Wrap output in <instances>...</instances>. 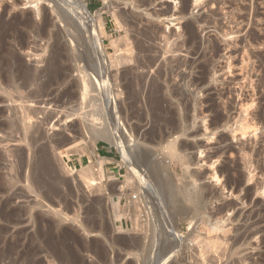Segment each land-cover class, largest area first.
I'll use <instances>...</instances> for the list:
<instances>
[{
  "label": "rangeland",
  "instance_id": "obj_1",
  "mask_svg": "<svg viewBox=\"0 0 264 264\" xmlns=\"http://www.w3.org/2000/svg\"><path fill=\"white\" fill-rule=\"evenodd\" d=\"M60 1L0 0V117L2 118H0V168L4 167L1 168L2 170L0 169V183L5 181L2 183L3 185L0 184V264H157V262H159L158 264H201L202 262V264H235V262L237 264H240V262H242L241 264H262L261 261L264 257V213L259 210L260 208L264 209V195H256V188L252 191L253 186H255L253 183L260 177L259 172H255L257 174L256 180L249 183L250 177L254 174L250 176L249 170L243 166L244 163L240 158L239 150L245 145L249 147V150L264 147V144H261V137H264L263 126L259 127L257 141L255 139L256 135L253 133L254 129L251 128L252 125H255L252 124L254 123V115L262 109L264 111V0H201L197 4L196 0H190L191 6L189 5L187 10H185L187 0H65L61 3ZM80 1L86 5L94 17L100 15L102 18L107 33V36L103 39V46L107 52L106 60L108 63H106V69L108 75L110 72L112 75L116 73L115 68H109L111 67V60L108 56L117 57L122 54L121 52L124 53L123 50L126 48H131L133 49L132 53L134 52L132 54L134 58L135 56L136 58L139 57L137 59L145 62L150 54L151 56L154 54L149 49L161 50L157 55L159 56V62L155 63L149 78L146 79L141 100L135 107V116L132 119L133 126L138 130L132 136V139L136 142V147L144 152L151 153L149 162L144 158L140 163V169L143 171L139 169L141 171L139 173L144 180L139 178L138 173H135L136 175L129 173V168L122 162L121 153L107 140L99 139L93 143L87 137L79 136L81 131L77 132L81 130L80 127L84 124L85 115L92 111L85 104L90 98L85 101L80 92L73 96L66 95V97L65 90L74 88V86L77 87L80 80H82L80 79L82 75L79 70L83 69L81 67L85 66V63L81 62L78 57L79 54H84L83 48H85L86 43L89 48L91 47L90 50L93 51V48L98 50L96 46L92 48V45L87 41L90 29L88 30L83 25L84 21L76 12L78 10L77 4ZM56 3H60L61 7L63 4V10L66 13L68 12L67 14L80 27L86 42L82 41L81 46L84 45L79 49L75 39L69 38L67 33L63 32L66 30V26L60 17L58 8H56ZM46 19L49 20L51 25L48 28L50 30H47V36L50 33L49 37H46L45 40V36L39 32V29H43ZM26 22L28 24L25 25ZM17 23L18 25H16ZM54 33L56 36H52ZM225 35L230 36L224 38ZM113 40L117 41L116 48L112 43ZM215 45L217 48L212 50ZM194 53L198 54L195 55ZM74 55L77 56L78 60L74 58ZM93 57L95 58V56ZM206 60L210 61L211 68L204 78V83L202 81L198 82L203 76L200 66ZM160 68L165 73L160 84L164 88L169 86L179 91L178 100L180 101L170 102L174 107L179 106V109H182L180 111L177 109V115L182 117L176 116L175 122L171 117L173 116L171 109L167 114L169 105L165 104L168 102L162 104L160 111L154 110L151 105V107L149 106L151 79ZM244 69L246 71H243ZM27 70H31L35 75L32 82L31 80L29 82L27 76H24L27 75ZM65 74L67 75L66 78ZM55 75L58 78L54 77ZM61 80L62 82H60ZM47 82L49 87H47ZM241 86H244V89ZM138 88L136 86V89ZM32 92H35V96ZM30 93L32 94L30 95ZM26 94L29 97H25ZM163 94H166V92ZM20 95L28 100L29 106H33V112L40 111L41 113H37L38 116H33L34 119L32 118L31 123H33V126L34 124L36 127L39 126L46 133V140L37 143L38 146L34 145L35 148L32 145V147L26 146L28 144L21 141L20 135L16 134L12 127L6 126L11 120L12 123L18 122V119L15 120V118H19L20 114L18 115V113L21 112L23 107L27 106ZM94 96H97V92L92 93V97ZM166 97H168L167 94ZM82 103L86 107L82 106ZM188 103H190L191 109L187 110L185 106ZM87 110L90 111L87 112ZM47 113H49L48 117H51L50 124L43 121L47 119ZM104 113H107V111L103 112L101 117H105L106 121L103 118L102 121L107 126L97 123L100 127L111 128L112 117L109 116V112L108 115ZM185 116L189 120L185 119ZM52 117L54 118L52 119ZM163 118L165 122L162 120ZM66 119L68 121L65 123L64 120ZM59 120L63 121V124ZM178 120L182 121L181 125L177 124L179 127L177 126L174 129L175 124L179 122ZM255 123L258 122L255 121ZM54 124L57 127H54ZM182 124L184 127H181ZM158 125L163 127L159 126V128ZM154 126L159 129H153ZM176 129L177 132L178 129L182 132L188 131L185 132V136L172 138L177 146L175 148L179 152L176 151L182 153L185 159H182L183 156L181 155V159L179 156L176 159L173 158L171 162L166 147L169 144L168 138L176 133ZM76 133H78V136ZM151 133L160 134H157L158 139H156V142H148L149 145L145 139L146 137L149 138L147 135ZM66 137H70L69 142L75 138L74 140L78 144L75 150L78 152L66 154L67 146L60 142L64 141ZM50 138L52 139L50 140ZM12 139L14 141H11ZM159 139H163L164 142ZM18 141H21L22 144ZM256 142H258L259 148L257 144L255 145ZM44 144L45 146H43ZM27 147L28 149H26ZM224 148L228 150L224 152ZM19 149H24L25 154H30V156L26 155L27 167L22 168L23 170L20 168L21 163L18 161L17 153L20 151ZM31 149L35 152L32 153ZM41 149L42 151H40ZM93 151L102 158L110 159V161L112 159L111 162L105 161L104 169L100 172L104 188L90 189L82 181V174H80L82 167L90 165L91 162H96ZM9 153H13L11 154L12 157ZM35 157L39 161L37 171L34 172L32 169L36 170L35 162L31 160L36 161ZM48 157L49 159H46ZM43 160L47 163H44ZM27 161H30V163ZM261 161V165L264 166L263 157ZM153 164H156V167ZM41 167L44 168L41 169ZM50 168H52V171ZM153 168L159 169H157L158 172L160 171L158 176L152 173ZM11 169L16 170L15 172L12 170V173L10 172ZM28 169L32 170V172L30 171L31 174ZM44 169L48 172L43 171ZM25 170L26 172H24ZM238 170H241L239 171L240 175H245L243 177L245 182L243 181V185L239 187L240 189L236 184H234L236 186L231 185V183H235V179H239ZM18 173H21L20 175L24 174L25 178H22V182L19 181L20 184L16 183L17 186H15V181L13 182L14 185L9 183V185L16 187L14 190L13 186L8 187L9 185L6 183L9 182V176L16 177V175H19ZM33 173L36 174V177L39 175L41 178L37 179ZM149 173L153 174L152 179L149 177ZM29 174L31 179L34 175L33 181L30 180ZM42 175L46 176L43 178ZM27 176L29 179H27ZM42 179H44L43 182L40 181ZM163 182L165 187L172 184L176 190H187L196 199L198 198L199 205L198 208H193V213L183 210L184 207L190 208L187 203L181 205L183 217L177 225V233L180 237L182 236L180 245L168 233V230L172 227L170 226L172 224L171 220L168 219H170V213L173 214V208L172 204H169L170 200L168 201L166 200L167 197H163L165 190H167L163 187ZM153 183L155 184L151 185ZM32 184L33 187L29 186V188L28 185ZM124 185L125 189L122 192V186ZM2 188L3 190H1ZM246 195L249 199L245 198ZM165 196H167V193ZM132 198L136 201V204L138 203L137 205L132 203ZM163 198L165 199L163 200ZM229 205L234 207V210H231ZM191 221H193L192 224H190ZM237 234L240 238L244 234L247 236L245 240L243 239L236 245L235 243L239 239ZM218 243L221 246L220 248L217 247L219 246ZM173 245L174 248H171ZM216 249H219V251ZM158 256L160 257L158 258ZM166 257L168 258L166 259Z\"/></svg>",
  "mask_w": 264,
  "mask_h": 264
},
{
  "label": "bare ground",
  "instance_id": "obj_2",
  "mask_svg": "<svg viewBox=\"0 0 264 264\" xmlns=\"http://www.w3.org/2000/svg\"><path fill=\"white\" fill-rule=\"evenodd\" d=\"M49 1V0H48ZM52 1V0H51ZM60 1V0H59ZM62 2L64 1L65 2V0H61ZM61 1H60V3H61ZM133 1V0H132ZM150 1V0H149ZM190 0H187V2H186V5H185V10H187L188 9V7H189V5L191 4L190 2H189ZM201 0H196V4L198 3V2H200ZM16 2V1H15ZM37 2H39V1H37ZM53 2H54V0H53ZM140 2V1H139ZM50 3V2H49ZM59 3V4H60ZM133 3H135V2H133ZM141 3V2H140ZM145 3H146V5H148L147 4V1H145ZM152 3V2H151ZM29 4V3H28ZM51 4V3H50ZM59 4H57L56 3V5H57V7L56 8H58V10H59V14H60V17H61V19H62V21L65 23V26H66V30L65 31H63V32H66L67 33V35L69 36V38H71V39H75V41L78 43L77 45H78V49H79V47H82L81 46V42L82 41H85L86 42V40L84 39L85 37L83 36V34L81 33V29H80V27L78 26V24L69 16V14H67L66 13V11H64L63 9V4H62V7L59 5ZM14 5V4H13ZM136 5V4H135ZM143 5V4H142ZM17 6V5H16ZM54 6H55V4H54ZM67 6V5H66ZM138 6V5H137ZM191 6V5H190ZM64 7H65V5H64ZM76 7V6H75ZM141 7V6H140ZM145 7V6H144ZM55 8V7H54ZM55 8V9H56ZM66 8V7H65ZM139 8V7H138ZM77 9L78 10H76V12H77V14L80 16V18L84 21V23H83V25H85L87 28H88V30H89V36H88V42L92 45V48L93 47H97V49L98 50H96V49H94L93 48V51L92 50H90V48H89V45L86 43V46H85V48H83L84 49V51L85 52H83L84 54H79L80 56L78 57L79 58V60L81 61V62H84L83 64L86 66H83V67H81V68H83V69H80L79 70V72H80V74L82 75V78H80V79H82V80H80V83L78 84V86L76 87V86H74V88H69V89H67V90H65L66 92H65V96L66 95H75V94H77V93H81L82 94V96H83V99L85 100V101H87L89 98V100L85 103L86 104V106L87 107H90L91 109H92V111L91 112H88V111H90V110H87V112H88V114H86L85 115V117H84V124H83V126H81L80 127V129L81 130H79V131H77V132H80V134H79V136H81V137H83V138H88L90 141H92L93 143H95L97 140H99V139H104V140H107L113 147H115L120 153H121V155H122V162L129 168L128 170H130L129 171V173L131 172V174H135V173H138L137 175H139V178H141L140 177V173L139 172H141V171H143V170H141L140 169V163H142V160L145 158L146 159V161L147 162H149L150 161V159H151V153H147V152H144L142 149H140V148H138V147H136V142H135V140H133L132 139V136H134V132L137 130L136 129V127H134L133 126V124H132V119L134 118V116H135V107L137 106V103H139V101L141 100V97H142V93H143V86H144V84H145V82H146V79H148L149 78V75H150V73H151V69L153 68V66L155 65V63L159 60V56H157V55H159V51H161V50H154L153 48L152 49H149L150 50V52H152V53H154L153 54V56H151V54H150V57H148L147 59H145V62L142 60H140V59H137V58H139V57H137L136 58V56H135V58H134V56L132 55L133 53H132V51H133V49H131V48H126L125 50H123L124 51V53L123 52H121L122 54H120L119 56H117V57H110V56H108V58H110V60H111V62H110V66L111 67H109L110 69H116L115 71H116V73L115 72H113V73H115V74H113L112 75V73L110 72V74H111V77H110V74L108 75V73H107V69H106V63H108V61L106 60L107 59V52L105 51V49H104V46H103V39H104V37L105 36H107V33H106V31H105V28H104V24H103V21H102V18L100 17V15H98L97 17H94L91 13H90V11L88 10V8L86 7V5L84 4V3H82L81 1L80 2H78V4H77ZM6 11V10H5ZM57 11V10H56ZM210 11V10H209ZM58 12V11H57ZM128 13V12H127ZM161 13V12H160ZM210 13V12H209ZM155 15V14H154ZM134 16V15H133ZM158 16H159V14H158ZM22 17V16H21ZM136 17V16H135ZM24 18V17H23ZM47 18V17H46ZM48 19V18H47ZM46 19V21L44 22L45 23V26L43 27V29L41 28V29H39V32L43 35V36H45V40H46V37H49V34H48V36H47V30H50V29H48L49 27H50V22H49V20H47ZM137 19V18H136ZM29 20V19H28ZM25 21V20H24ZM30 21V20H29ZM50 21H51V19H50ZM61 21V22H62ZM135 21V20H134ZM204 21V20H203ZM28 22V21H27ZM25 23V25L26 24H28V23ZM137 22V21H136ZM142 22V21H141ZM2 23V22H1ZM3 23H4V21H3ZM8 23V22H7ZM127 23H129V22H127ZM134 23V22H133ZM206 23V22H205ZM130 24V23H129ZM194 24V23H193ZM200 24V23H199ZM16 25H18V23L16 24ZM30 25V24H29ZM28 25V26H29ZM188 25V24H187ZM209 25V24H208ZM27 26V27H28ZM39 26V25H38ZM195 26V25H194ZM202 26H203V24H202ZM207 26V25H206ZM30 27V26H29ZM52 27V26H51ZM188 27V26H187ZM20 28V27H19ZM23 28V27H22ZM21 28V29H22ZM32 29V28H31ZM30 29V30H31ZM147 29V28H146ZM189 29V28H188ZM52 30V29H51ZM148 30V29H147ZM3 31V30H2ZM29 31V30H28ZM36 31H38V30H36ZM35 31V32H36ZM56 31V30H55ZM61 31V30H60ZM195 31V30H194ZM25 32V31H24ZM32 32V31H31ZM52 33V32H51ZM232 33V32H231ZM39 34V33H38ZM59 34V33H58ZM57 34V35H58ZM156 34V33H155ZM8 35V34H7ZM40 35V34H39ZM141 35V34H140ZM231 35V34H230ZM230 35H228V36H230ZM29 36V35H28ZM41 36V35H40ZM51 36V35H50ZM52 36H56L55 35V33H54V35H52ZM59 36V35H58ZM57 36V37H58ZM63 36V35H62ZM153 36V35H152ZM155 36V35H154ZM228 36H224V38L226 37H228ZM30 37V36H29ZM87 38V37H86ZM156 38V37H155ZM164 38V37H163ZM169 38V37H168ZM254 38V37H253ZM4 39V38H3ZM39 39V38H38ZM58 39V38H57ZM159 39V38H158ZM167 39V38H166ZM12 40V39H11ZM14 40H15V38H14ZM50 40V39H49ZM60 40V39H59ZM142 40V39H141ZM165 40V39H164ZM19 41V40H18ZM23 41V40H22ZM44 41V40H43ZM55 41V40H54ZM259 41V40H258ZM12 42V41H11ZM15 42V41H14ZM20 42V41H19ZM42 42V41H41ZM139 42V41H138ZM213 42V41H212ZM215 42V41H214ZM74 43V42H73ZM113 45H114V48H116L115 46H116V43H117V41L116 40H113ZM170 43V42H169ZM191 43V42H190ZM192 43H194V41H192ZM199 43V42H198ZM7 44V43H6ZM27 44V43H26ZM141 44V43H140ZM168 44V43H167ZM171 44V43H170ZM169 44V45H170ZM212 44V43H211ZM60 45V44H59ZM58 45V46H59ZM63 45V44H62ZM76 45V44H75ZM149 45V44H148ZM162 45V44H161ZM8 46H10V45H8ZM30 46V45H29ZM55 46V45H54ZM74 46V45H73ZM141 46H142V44H141ZM160 46V45H159ZM164 46V45H163ZM172 46V45H171ZM170 46V47H171ZM173 46H175V45H173ZM188 46H190V45H188ZM23 47V46H22ZM191 47V46H190ZM53 48V47H52ZM56 48V47H55ZM54 48V49H55ZM140 48V47H139ZM138 48V49H139ZM143 48H144V46H143ZM161 48V47H160ZM172 48V47H171ZM209 48V47H208ZM215 48H217V46L215 45V46H213V49L212 50H214ZM21 49V48H20ZM137 49V48H136ZM141 49V48H140ZM164 49V48H163ZM189 49V48H188ZM28 50V49H27ZM32 50V49H31ZM116 50V49H115ZM174 50V49H173ZM207 50V49H206ZM206 50H205V52H206ZM76 51V50H75ZM80 51V50H79ZM82 51V50H81ZM80 51V52H81ZM94 53H92V52ZM143 51V50H142ZM176 51V50H175ZM196 51H198V50H196ZM12 52V51H11ZM141 52V51H140ZM145 52V51H144ZM149 52V51H148ZM171 52V51H170ZM174 52V51H173ZM195 52V51H194ZM16 53H18V52H16ZM54 53V52H53ZM138 53V52H137ZM162 53V52H161ZM76 54V53H75ZM142 54V53H141ZM165 54H167V53H165ZM164 54V55H165ZM195 55L196 54H198V53H194ZM210 54V53H209ZM61 55H62V53H61ZM69 55V54H68ZM77 55V54H76ZM146 55V54H145ZM148 55V54H147ZM161 55V54H160ZM173 55V54H172ZM171 55V56H172ZM60 56V55H59ZM93 56H95V58L93 57ZM142 56V55H141ZM163 56V55H162ZM52 57V56H51ZM62 57V56H61ZM143 57V56H142ZM198 57V56H197ZM209 57V56H208ZM64 58V57H63ZM67 58H68V56H67ZM74 58H76V60H78V58H77V56H75L74 55ZM166 58V57H165ZM204 58H205V56H204ZM244 58V57H243ZM51 59V58H50ZM59 59V58H58ZM65 59V58H64ZM63 59V60H64ZM142 59V58H141ZM161 59V58H160ZM208 59V58H207ZM231 59V58H230ZM6 60H7V58H6ZM14 60V59H13ZM12 60V61H13ZM68 60V59H67ZM164 60H166V59H164ZM200 60H201V58H200ZM244 60H246V59H244ZM248 61V60H247ZM54 62V61H53ZM56 63H58L57 61H55ZM159 62V61H158ZM157 62V63H158ZM263 62V61H262ZM12 63V62H11ZM47 63V62H46ZM65 63V62H64ZM165 63V62H164ZM249 63V62H248ZM60 64V63H59ZM58 64V65H59ZM229 64V63H228ZM68 65V64H67ZM79 65V64H78ZM81 65V64H80ZM179 65H180V63H179ZM196 65V64H195ZM14 66V65H13ZM157 66V65H156ZM184 66V65H183ZM182 66V67H183ZM211 66V63H210V61L209 60H206V62L202 65V66H200V68L202 69V75L203 76H201L202 78H200L199 80H198V82H203V81H205L204 80V78L207 76V74L209 73V70H210V67ZM229 66H230V64H229ZM245 66V65H244ZM243 66V67H244ZM69 67V66H68ZM162 67H164V66H162ZM166 67V66H165ZM164 67V68H165ZM185 67V66H184ZM232 67V66H231ZM247 67V66H246ZM49 68V67H48ZM56 68H58V66H56ZM62 68V67H61ZM230 68V67H229ZM13 69V68H12ZM29 69H30V67H29ZM37 69V68H36ZM64 69H65V67H64ZM155 69V68H154ZM1 70V69H0ZM39 70V69H38ZM142 70V71H141ZM45 71H46V69H45ZM48 71V70H47ZM76 71H77V69H76ZM141 71V72H140ZM154 71V70H153ZM173 71V70H172ZM243 71H246L245 69L243 70ZM11 72H12V70H11ZM24 72H26V71H24ZM247 72H248V70H247ZM38 73V72H37ZM58 73H59V71H58ZM66 73V72H65ZM216 73V72H215ZM26 74V73H25ZM34 73L31 71V70H27V75H24V76H27V79H29V82H30V80H31V82H32V78H35V75H33ZM36 74V73H35ZM41 73L39 72V75H40ZM49 74V73H48ZM55 74V73H54ZM155 74V76H153V78L151 79V85H150V103H149V106L151 105L153 108H154V110H158V111H160V109L162 108V106L164 105V102L166 103V102H168V103H172V101H173V103L175 102L176 103V101L175 100H178V96H179V91H178V89H176V88H174V87H167V88H164V86H162L160 83H161V80L164 78V70L162 69V68H160L158 71H156V73H154ZM249 74V73H248ZM7 75H9V74H7ZM11 75V74H10ZM47 75V74H46ZM63 75V74H62ZM66 75V74H65ZM80 75V76H81ZM79 76V77H80ZM20 77V76H19ZM37 77H39L38 75H37ZM54 77H56V75L54 76ZM53 77V78H54ZM63 77V76H62ZM67 77V75L65 76V78ZM24 78V77H23ZM26 78V77H25ZM40 78V77H39ZM56 78H58V77H56ZM110 78V79H109ZM112 78V79H111ZM172 78V77H171ZM184 78V77H183ZM36 79H38V78H36ZM60 79V78H59ZM58 79V80H59ZM62 79V78H61ZM247 79H248V77H247ZM54 80H55V78H54ZM53 80V81H54ZM63 80H64V77H63ZM167 80V79H166ZM15 81V80H14ZM21 81V80H20ZM26 81V80H25ZM51 81H52V79H51ZM56 81V80H55ZM111 81H112V83H111ZM251 81V80H250ZM260 81V80H259ZM11 82H13V81H11ZM28 82V81H27ZM26 82V83H27ZM58 82V81H57ZM60 82H62V80L60 81ZM2 83V82H1ZM18 83V82H17ZM20 83V82H19ZM34 83V82H33ZM39 83V82H38ZM48 83V82H47ZM51 83V82H50ZM166 83V82H165ZM195 83V82H194ZM204 83V82H203ZM203 83H202V85H203ZM254 83V82H253ZM9 84V83H8ZM13 84H14V82H13ZM58 84H59V82H58ZM68 84V83H67ZM171 84V83H170ZM196 84H197V82H196ZM19 85H22V84H19ZM24 85V84H23ZM46 85V84H45ZM48 86L47 87H49V83L47 84ZM149 85V84H148ZM167 85V84H166ZM240 85V84H239ZM242 85V84H241ZM8 86V85H7ZM28 86V85H27ZM32 86V85H31ZM58 86V85H57ZM62 86V85H61ZM136 86H137V88L138 89H136ZM192 86V85H191ZM250 86H251V83H250ZM2 87V86H1ZM6 87V86H5ZM17 87V86H16ZM21 87V86H20ZM40 87H41V84H40ZM56 87V86H55ZM68 87V86H67ZM195 87V86H194ZM199 87V86H198ZM201 87V86H200ZM242 88L244 87V86H241ZM19 88V87H18ZM22 88V87H21ZM24 88V87H23ZM26 88V87H25ZM61 88V87H60ZM59 88V89H60ZM63 88V87H62ZM241 88V89H242ZM64 89H65V87H64ZM76 90V91H74V90ZM166 89V90H165ZM244 89V88H243ZM253 90H254V88H252ZM1 90H2V88H1ZM9 90V89H8ZM15 90V89H14ZM47 90V89H46ZM57 90V89H56ZM3 91V90H2ZM6 91V90H5ZM41 91H43V90H41ZM53 91V90H52ZM240 91V90H239ZM20 92V91H19ZM24 92V91H23ZM29 92H31L30 90H29ZM59 92V91H58ZM63 92V91H62ZM93 92H97V96H94V97H92V93ZM164 92H166V94L168 95V97H166V94H163ZM253 92V91H252ZM254 92H255V90H254ZM26 93V92H25ZM33 93V95L35 96V92H32ZM32 93H30V95L32 94ZM51 93V92H50ZM54 93V92H53ZM56 93V92H55ZM1 94H2V92H1ZM28 94V93H27ZM26 94V95H27ZM58 94V93H57ZM251 94V93H250ZM263 94V93H262ZM43 95V94H42ZM95 95V94H94ZM241 95V94H240ZM239 95V96H240ZM254 95V94H253ZM257 95V94H256ZM14 96H15V94H14ZM22 96H23V94H22ZM71 96V97H72ZM123 96H125L124 97V99H123ZM148 96V95H147ZM255 96V95H254ZM264 96V95H263ZM262 96V97H263ZM20 97H21V95H20ZM24 97V96H23ZM25 97H29V95H27V96H25ZM55 97V96H54ZM67 97V96H66ZM246 97V96H245ZM10 98V97H9ZM63 98V97H62ZM82 98V97H81ZM146 98H148V97H146ZM238 98V97H237ZM242 98H244V97H242ZM253 98V97H252ZM18 99H20V98H18ZM21 99L23 100L24 98H22L21 97ZM20 99V100H21ZM31 99V101H32V99H33V96H32V98H30ZM46 99V98H45ZM44 99V100H45ZM55 99V98H54ZM75 99H76V97H75ZM74 99V100H75ZM182 99V98H181ZM239 99V98H238ZM245 99V98H244ZM9 100V99H8ZM26 99H24L23 101L24 102H26V105L27 106H25V107H23L22 108V110H21V112L20 113H18V115L20 114V116H19V118H15V120L16 119H18V122L16 121V122H9V123H11V125H9V123L6 125L7 127L8 126H10V127H12L14 130H15V132H16V134H18V135H20V139H21V141H23L24 143H27L28 145H26V146H29V147H32L33 146V148H35V146L34 145H37L38 146V144H39V142L40 141H42V140H44L45 139V134L46 133H44V131H42L40 128H39V126L38 127H36L35 126V124H34V126L32 125L33 123H31V120H32V118L34 119V117H35V115H37V113H39V114H41L40 113V111L39 112H33L32 111V105L31 106H29L30 104H28L27 103V101L28 100H26ZM47 100V99H46ZM51 100V99H50ZM73 100V99H72ZM73 100V101H74ZM148 100V99H147ZM247 100V99H246ZM254 100H255V98H254ZM12 101V100H11ZM30 101V100H29ZM68 101V100H67ZM178 101H180V100H178ZM48 102H50V101H48ZM56 102V101H55ZM54 102V103H55ZM70 102V101H69ZM12 103V102H11ZM20 103V102H19ZM165 104V105H169V111H167L166 113L167 114H169V112H170V109H171V113H172V115L173 116H171V117H173V121H174V119L176 118V116L178 117L179 115H177V109H178V111H180V109H179V106L178 107H174L171 103L170 104ZM243 103V102H242ZM262 103V102H261ZM13 104H14V102H13ZM40 104V103H39ZM47 104V103H46ZM66 104V103H65ZM73 104V103H72ZM163 104V105H162ZM33 105H35L34 103H33ZM84 105V103H82V106ZM49 106L51 107V105H50V103H49ZM85 106V105H84ZM85 106V107H86ZM150 106V107H151ZM174 108H173V107ZM50 107H48V108H50ZM186 108H187V110L188 109H191V105H190V103H188L187 104V106H185ZM194 107V106H193ZM261 107V106H260ZM44 108V107H43ZM42 108V109H43ZM62 108V107H61ZM64 108V107H63ZM185 108V109H186ZM18 109V108H17ZM37 109V108H36ZM168 109V108H167ZM166 109V110H167ZM259 109V108H258ZM261 109H262V107H261ZM48 110V109H47ZM51 110V109H50ZM49 110V111H50ZM82 110V109H81ZM182 110V109H181ZM14 111V110H13ZM19 111H20V109H19ZM56 111V110H55ZM86 111V110H85ZM105 111H107V113L109 112V116H111L112 117V127L111 128H108V127H100L99 125H101V123H102V125L104 124L103 123V121H102V118L103 117H101V116H103V112H105ZM18 112V111H17ZM16 112V113H17ZM42 112V111H41ZM48 112V111H47ZM152 112H153V110H152ZM15 113V114H16ZM44 113V112H43ZM42 113V114H43ZM50 113V112H49ZM49 113H47L46 115H47V119L46 120H43V121H47L49 124H50V122L49 121H51L50 120V118L51 117H48L49 116ZM55 113H57V112H55ZM107 113H104V114H106V115H108ZM153 113H155V112H153ZM161 113V112H160ZM180 113H182V112H180ZM194 113V112H193ZM38 114V115H39ZM52 114H54V113H52ZM73 114V113H72ZM183 114V113H182ZM254 114V113H253ZM8 115V114H7ZM11 115V114H10ZM13 115V114H12ZM37 115V116H38ZM46 115H44L45 117H46ZM51 115V114H50ZM63 115V114H62ZM161 115H162V113H161ZM160 115V116H161ZM0 116H1V113H0ZM34 116V117H33ZM52 116H54V115H52ZM66 116V115H65ZM155 116V115H154ZM164 116V115H163ZM194 116V115H193ZM255 117L253 118L254 119V123H252V124H255L254 126L252 125V124H250V125H252V127L251 128H253L254 130H253V133H255L254 135H256V137H255V139H256V141H257V132L259 131V127H261V125L263 126V128H264V111H263V109L262 110H260V111H258L255 115H254ZM5 117H7V116H5ZM5 117H3V118H5ZM8 117H9V115H8ZM14 117V116H13ZM59 117V116H58ZM66 117H68V116H66ZM159 117V116H158ZM179 117H182L181 115L179 116ZM1 118V117H0ZM54 117H52V119H53ZM170 118V117H169ZM184 118V117H183ZM2 119V118H1ZM10 119V118H9ZM38 119V118H37ZM104 120H105V117L103 118ZM111 119V118H110ZM158 119V118H157ZM177 119H179V118H177ZM185 119H187L186 118V116H185ZM184 119V120H185ZM190 119H192V118H190ZM14 120V121H15ZM39 120H40V118H39ZM63 120V119H62ZM83 120V119H82ZM163 121H164V118L162 119ZM162 120H161V123H162ZM166 120V119H165ZM187 120H189V119H187ZM217 120H219V119H217ZM221 120V119H220ZM6 121V120H5ZM54 121V120H53ZM60 121V120H59ZM66 121H68L67 119L66 120H64V122L66 123ZM102 121V122H101ZM106 121V120H105ZM110 121V120H109ZM168 121H169V119H168ZM167 121V122H168ZM179 121V120H178ZM186 121V120H185ZM185 121H183V123H185ZM194 121H196V120H194ZM255 121L256 122H258V123H255ZM38 122V121H37ZM60 122H62L61 124H63V121H60ZM97 122H99V125H98V123ZM165 122V121H164ZM175 122V121H174ZM177 122V121H176ZM182 122V121H181ZM181 122L179 121L178 123H176L175 125V127H174V129L178 126V125H181ZM220 122V121H219ZM44 123V122H43ZM47 123V124H48ZM107 123V122H106ZM158 123H160V122H158ZM217 123V122H216ZM41 124V123H40ZM46 124V125H47ZM178 124V125H177ZM219 124V123H218ZM42 125V124H41ZM105 126H107V124H104ZM109 125V124H108ZM153 125V124H152ZM155 125V124H154ZM164 125H165V123H164ZM170 125H171V123H170ZM183 125V124H182ZM186 126H187V123L185 124ZM1 126V125H0ZM4 126V125H3ZM2 126V127H3ZM45 126V125H44ZM54 127H57L55 124L53 125ZM52 126V127H53ZM155 126H157V125H155ZM155 126L153 127V129L155 128ZM160 125H158V127H159ZM167 126H168V124H167ZM172 126V125H171ZM191 126V125H190ZM226 126H227V124H226ZM225 126V127H226ZM46 127V126H45ZM48 127V126H47ZM53 127V128H54ZM59 127V126H58ZM60 127H61V125H60ZM158 127H156V128H158ZM160 127H163V126H160ZM159 127V128H160ZM179 127V126H178ZM181 127H184V125L183 126H181ZM180 127V128H181ZM155 128V129H156ZM158 128V129H159ZM1 129V128H0ZM52 129V128H51ZM158 129H156V130H158ZM163 129V128H162ZM184 129H187V128H184ZM191 129V128H190ZM10 130V129H9ZM46 130V129H45ZM64 130H65V128H64ZM67 130V129H66ZM155 130V131H156ZM179 131L177 132V129H176V133L174 134L173 133V136H171V138H168V136H166L169 140H168V145H167V147H166V149L169 151V153H167L168 155H170L169 157H171V160H169V161H171L172 162V159L174 158V159H176V157L178 158L179 156V158L181 159V155H182V153H178L179 152V150L178 149H176L175 148V146H176V144H175V142L173 141L174 139H172V138H177V137H179V136H185L184 134H186L185 132H188L187 130L184 132H182V130H180V129H178ZM1 131V130H0ZM11 131V130H10ZM69 131V130H68ZM76 131V130H75ZM138 131V130H137ZM160 131V130H159ZM173 131V130H172ZM70 132V131H69ZM11 133H12V131H11ZM14 133V132H13ZM73 133H74V131H73ZM3 134V133H2ZM15 134V133H14ZM15 134V135H16ZM67 134V133H66ZM77 134V136H78V133H76ZM157 134H160V133H157ZM157 134L155 135V133L154 134H149V135H147V136H149V138H147L146 137V139H145V141L147 142V144H149L148 142H150V143H153V142H156V139H158V136H157ZM170 134V133H169ZM181 134H183V135H181ZM58 135V134H57ZM65 135V134H64ZM69 135V134H68ZM163 135V134H162ZM165 135V134H164ZM264 135V134H263ZM262 135V136H263ZM3 136H7V135H3ZM12 136V135H11ZM62 136V135H61ZM66 136V135H65ZM72 135H71V133H70V137H71ZM74 136H76V135H74ZM170 136V135H169ZM13 137V136H12ZM16 137H18L17 135H16ZM69 137V138H70ZM5 138V137H4ZM46 138H48V137H46ZM55 138H56V136H55ZM58 138V137H57ZM69 138L68 137H66L65 139H64V141H60V142H62V144H66L65 146H67V148H66V150H65V152H66V154L67 155H69V154H71V153H74V152H76L77 150H75L77 147H78V144H77V142H76V140H74L73 139V141H70L69 142ZM160 138V137H159ZM263 138V139H262ZM1 139V138H0ZM9 139H11V138H9ZM49 139V138H48ZM52 138H50V140H51ZM54 139V138H53ZM61 139V138H60ZM76 139H78V138H76ZM80 139V138H79ZM165 139V138H164ZM16 141H17V139H15ZM19 140V139H18ZM46 140V139H45ZM161 142H164V140L162 139H159ZM261 140H262V142H261ZM261 140L259 141V143L261 142V144L263 145L264 144V137H261ZM9 141V140H8ZM11 141H14V139H12ZM21 141H18V142H20L21 144H22V142ZM52 141H54V140H52ZM86 141V140H85ZM48 142H50V143H52L51 141H48ZM54 142H56V141H54ZM76 142V143H75ZM83 142V141H82ZM160 142V143H161ZM1 143V142H0ZM10 143V142H9ZM17 143V142H16ZM15 143V144H16ZM38 143V144H37ZM158 143V142H157ZM258 142H256L255 143V145L257 144ZM6 144V143H5ZM59 144V143H58ZM32 145V146H31ZM42 145V144H41ZM47 145L49 146V144L47 143ZM53 145V144H52ZM51 145V146H52ZM57 145V144H56ZM61 145V144H60ZM150 145V144H149ZM152 145V144H151ZM155 145V144H154ZM158 145V144H157ZM260 145V144H259ZM8 146V145H7ZM43 146H45V144L43 145ZM50 146V147H51ZM62 146V145H61ZM156 146V145H155ZM162 146V145H161ZM227 146V145H226ZM242 146V145H241ZM246 146V145H245ZM241 147V149L239 150L240 152V158H241V160H243L242 162L244 163L243 164V166H245V168H247L248 170H249V172H250V176L252 175V174H254L253 176H251L250 177V179L251 180H249L248 178H246V179H248L249 180V183L251 182V181H254V180H256L255 178H256V175L257 174H255V172H259V176H257V177H259L257 180H256V182L255 183H253V182H251V183H253V185L255 184V186H253V189H252V191L253 190H255L254 188H256V195L257 194H260V196L262 195H264V166L263 165H261V158L263 157L264 158V147L262 146V147H258V144H257V147L259 148V149H252V150H249L248 148L249 147ZM11 147V146H10ZM80 147V146H79ZM177 147V146H176ZM8 148V147H7ZM21 148H22V146H21ZM20 148V149H21ZM41 148H43V147H41ZM46 148H47V146H46ZM187 148V147H186ZM227 148H229V147H227ZM225 149L224 148V152H226V150H228V149ZM11 149V148H10ZM9 149V150H10ZM19 149V150H20ZM26 149H28V147L26 148ZM38 149V148H37ZM40 149V148H39ZM49 149V148H48ZM24 150V149H23ZM23 150H20V151H18V153H17V155H18V161L21 163V169L22 168H24L25 166L27 167V164H26V155L28 154L27 152L29 151H27L26 153L27 154H25V152L23 151ZM32 150V149H31ZM36 150V149H35ZM43 150H44V148H43ZM47 150V149H46ZM53 150V149H52ZM176 150H178V152L176 151ZM183 150V149H182ZM181 150V151H182ZM231 150V149H230ZM36 151H38V150H36ZM40 151H42V149L40 150ZM40 151H39V153H40ZM81 151V150H80ZM184 151V150H183ZM232 151V150H231ZM14 152V151H13ZM35 152V151H34ZM33 152V150H32V153H34ZM54 152V151H53ZM53 152H51V153H53ZM78 152V151H77ZM220 152V151H219ZM16 153V152H15ZM29 153H31V152H29ZM44 153V152H43ZM222 153V152H221ZM10 154V153H9ZM11 154H13V153H11ZM10 154V155H11ZM36 154V153H35ZM34 154V155H35ZM45 154V153H44ZM66 154H65V156H66ZM93 156H94V158L96 159V162H94V163H90V165H88V166H83L82 167V169H81V173L80 174H82V181H84V183H85V185L87 186V188H90V189H92V188H97V189H99V188H104V184L102 183V180H101V178H100V172L104 169L103 168V165H104V163H105V161L107 160V161H110V159H106V158H102V157H100L99 155H97L94 151H93ZM166 154V155H167ZM233 154V153H232ZM4 155V154H3ZM29 156H30V154H28ZM27 155V156H28ZM55 155V154H54ZM60 155V154H59ZM64 155V154H63ZM223 155V154H222ZM231 155V154H230ZM36 156H37V154H36ZM39 156V155H38ZM40 156H44V155H40ZM62 156V155H61ZM183 156V155H182ZM242 156V157H241ZM7 157V156H6ZM10 157H12V155L10 156ZM9 157V158H10ZM13 157H15V156H13ZM32 157H33V155H32ZM45 157H47V156H45ZM57 157V156H56ZM231 157H232V155H231ZM17 158V157H16ZM27 158H30V157H27ZM36 159V161H34V160H31V161H33V162H35V168H36V170L33 168L32 169V167L30 166V164H29V166L31 167V169L32 170H34V172L35 171H37V167H38V161H39V159L37 160V157H35ZM39 158H41V157H39ZM153 158V157H152ZM32 159V158H31ZM44 159V158H43ZM46 159H49V157L48 158H46ZM52 159V158H51ZM56 159V158H55ZM67 159H68V157H67ZM182 159H185V157L183 156V158ZM239 159V158H238ZM4 160H6L5 158H4ZM3 160V161H4ZM10 160V159H9ZM13 160V159H12ZM29 160V159H28ZM42 160V159H41ZM45 160V159H44ZM43 160V161H44ZM57 160V159H56ZM140 160H141V162H140ZM49 161V160H48ZM53 161V160H52ZM51 161V162H52ZM91 161V160H90ZM111 161H112V159H111ZM110 161V162H111ZM152 161V160H151ZM27 162H29L30 163V161H27ZM50 162V161H49ZM153 162H155V161H153ZM152 162V163H153ZM187 162H188V160H187ZM186 162V163H187ZM241 162V161H240ZM20 163H18V164H20ZM32 163V162H31ZM40 163H42V162H40ZM44 163H47V162H45L44 161ZM62 163V162H61ZM145 163V162H144ZM156 163V162H155ZM170 163V162H169ZM2 164V163H1ZM43 164V163H42ZM48 164H51V163H48ZM63 164V163H62ZM6 165H8V164H6ZM13 165V164H12ZM45 165V164H44ZM43 165V166H44ZM65 165V164H64ZM64 165H63V167H64ZM145 165H147V163H145ZM151 165V164H150ZM154 165V164H153ZM156 165V164H155ZM154 165V166H155ZM186 165V164H185ZM20 166V165H19ZM18 166V167H19ZM33 167H34V165H32ZM40 166H41V164H40ZM39 166V167H40ZM152 166V165H151ZM227 166V165H226ZM10 167H11V165H10ZM9 167V168H10ZM51 167V166H50ZM145 167V166H144ZM156 167V166H155ZM158 167V166H157ZM240 167V166H239ZM1 168H4L3 166L1 167ZM0 168V169H1ZM7 168H8V166H7ZM12 168V167H11ZM29 168V167H28ZM42 168H44V167H41V169ZM46 168V167H45ZM47 168H48V166H47ZM46 168V169H47ZM224 168V167H223ZM225 168H227V167H225ZM234 168H236V167H234ZM14 169V168H13ZM13 169H11V171L10 172H12V170ZM17 169V168H16ZM15 169V170H16ZM46 169H44L43 171H46ZM141 171H140V170ZM146 169V168H145ZM154 170H151V171H153L152 173H154L155 174V176H158L160 173V171L158 172V168H153ZM158 169V170H157ZM232 169V168H231ZM2 170V169H1ZM15 170H13L14 172H15ZM23 170V169H22ZM29 170V169H28ZM28 170H27V172H28ZM32 170H29V173H30V171L32 172ZM50 170L52 171V168H50ZM49 170V171H50ZM150 170V169H149ZM229 170H230V168H229ZM253 170V171H252ZM8 171V170H7ZM19 171H20V169H19ZM40 171V169L38 170V172ZM76 171V170H75ZM223 171V170H222ZM231 171H233V170H231ZM239 171H241V170H238V174L240 173ZM1 172V171H0ZM9 172V173H10ZM24 172H26V170L24 171ZM23 172V173H24ZM42 172V171H41ZM46 172H48V170L46 171ZM147 172V171H146ZM149 172V171H148ZM8 173V174H9ZM13 173V172H12ZM17 173V172H16ZM16 173H14V174H16ZM22 173V172H21ZM20 173V174H21ZM37 173V172H36ZM44 173V172H43ZM43 173H41V174H43ZM128 173V175H130ZM227 173V172H226ZM232 173V172H231ZM235 173V172H234ZM7 174V175H8ZM13 174V175H14ZM19 174V173H18ZM16 175V177H10L9 176V182H7L6 184H8L9 185V183H11V184H13L14 185V181H15V186H17L16 185V183H18V184H20V182H22L23 181V175ZM26 174V173H25ZM31 174V173H30ZM29 174V178H30V180L31 181H33L32 179H33V177H34V175H35V177H36V174H32L33 176H32V179H31V175ZM45 174V173H44ZM49 174H50V172H49ZM145 174H148V173H145ZM144 174V175H145ZM162 174V173H161ZM215 174V173H214ZM224 174V173H223ZM241 174V173H240ZM239 174V175H240ZM245 174V173H244ZM27 175V174H26ZM136 175V174H135ZM149 177H151L152 175L149 173ZM233 175V174H232ZM11 176H12V174H11ZM46 175H42V177L44 178ZM143 176V175H142ZM146 176V175H145ZM216 176V175H215ZM214 176V177H215ZM245 175H240L239 176V179L237 180V179H235V183H231V185L233 184H236L237 186H238V188L239 187H241L242 185H243V181L245 180V179H243V177H244ZM249 176V175H248ZM4 177V176H3ZM126 177H128L127 175H126ZM134 177H136V176H134ZM160 177V176H159ZM162 177V176H161ZM197 177V176H196ZM0 178H1V176H0ZM7 178H8V176H7ZM6 178V179H7ZM25 178V177H24ZM28 178V176H27V179H29ZM37 179H39V178H41V176L39 177V175L36 177ZM145 178H147V177H145ZM155 178V177H154ZM158 178V177H157ZM4 179V178H3ZM2 179V180H3ZM26 179V180H27ZM141 179H143V177L141 178ZM149 179V178H148ZM147 179V180H148ZM151 179H152V177H151ZM233 179V180H234ZM22 180V181H21ZM25 180V179H24ZM29 180V181H30ZM43 180L44 179H42V180H40V181H42L43 182ZM144 180V179H143ZM155 180V179H154ZM153 180V181H154ZM16 181H18V182H16ZM20 181V182H19ZM30 181V182H31ZM39 181V182H40ZM126 181V180H125ZM158 181H160L159 179H158ZM227 181V180H226ZM2 182V181H1ZM3 182H5V181H3ZM2 182V183H3ZM35 182V181H34ZM36 182H38V181H36ZM149 182V181H148ZM151 182V181H150ZM161 182H162V180H161ZM245 182V181H244ZM247 182V181H246ZM2 183H0V184H2ZM27 183V182H26ZM29 183V182H28ZM32 183V182H31ZM127 183V182H126ZM164 183V182H163ZM162 183V184H163ZM228 183V182H227ZM6 184H4V185H6ZM10 184V185H11ZM36 184H38V183H36ZM35 184V185H36ZM40 184V183H39ZM125 184V183H124ZM155 183H153V184H151V185H154ZM3 185V184H2ZM1 185V186H2ZM8 186V187H11V186H13V185H11V186ZM159 185H161V184H159ZM164 186L163 187H165V183L163 184ZM167 185H168V183H167ZM172 185V184H171ZM169 185V186H167V187H165L167 190H165L166 192H165V194H164V196L162 195V194H160V195H162L163 197H167V199L166 200H170V205L172 204V210H173V214H172V212L170 213V215H169V217H170V219H168V220H171L170 222L172 223L170 226H172L168 231V233L169 234H171V236L175 239V240H177V242H178V244L179 243H181L182 242V240H181V238H182V236L180 237L179 235H178V233H177V229H178V227H177V225L180 223V219L183 217V210L184 211H188V212H190V213H193L192 211H193V208L194 207H197L199 204H198V198L196 199L191 193H189L187 190L186 191H184V189H182V190H180V191H178V190H176V188L172 185ZM230 185V184H229ZM236 185H234V186H236ZM251 185V184H250ZM7 186V185H6ZM19 186V185H18ZM29 186H32L33 187V184L32 185H28V187ZM233 186V187H234ZM252 186V185H251ZM8 187H7V191H8ZM32 187H31V189H32ZM154 187V186H153ZM232 187V186H231ZM13 188H14V190L16 189V187H14L13 186ZM30 188V187H29ZM121 188V187H120ZM157 188H158V186H157ZM252 188V187H251ZM123 189H125V185L124 186H122V192H123ZM159 189V188H158ZM158 189H157V191H158ZM164 189V188H163ZM179 189V188H178ZM229 189V188H228ZM240 189V188H239ZM1 190H3V188L1 189ZM10 190H11V188H10ZM9 190V191H10ZM160 190V189H159ZM246 190V189H245ZM6 191V190H5ZM6 191V192H7ZM12 191H13V189H12ZM155 191V190H154ZM164 191V190H163ZM237 191V190H236ZM250 191V190H249ZM11 192V191H10ZM16 192V191H15ZM14 192V193H15ZM33 192V191H32ZM159 192V191H158ZM157 192V193H158ZM244 192V191H243ZM248 192V191H247ZM2 193V192H1ZM121 193V192H120ZM166 193H167V196H165L166 195ZM250 193V192H249ZM251 194V193H250ZM122 195V194H121ZM211 196H212V194H211ZM247 196V197H246ZM245 196V198H248V195H246ZM16 197V196H15ZM127 197V196H126ZM161 197V196H160ZM217 197H219V196H217ZM250 197V196H249ZM264 197V196H263ZM129 198V197H128ZM171 198V199H170ZM213 198H214V196H213ZM165 198H163V200H164ZM200 199V198H199ZM249 199V198H248ZM132 200H133V204H136V201L132 198ZM131 200V201H132ZM172 200H173V202H172ZM217 200V199H216ZM238 200V199H237ZM161 202V201H160ZM166 202V201H165ZM10 203V202H9ZM184 203H187L189 206H190V208H185L184 207V209L181 207V205H183ZM138 204V203H137ZM136 204V205H137ZM226 206V205H225ZM224 206V207H225ZM230 206V205H229ZM253 206V205H252ZM231 207V210L234 208V207H232V206H230ZM128 208V207H127ZM156 208V207H155ZM198 208V207H197ZM227 208H229V207H227ZM183 209V210H182ZM256 209V208H255ZM154 210V209H153ZM220 210V209H219ZM224 211H225V209H223ZM222 210V211H223ZM234 210V209H233ZM160 211V210H159ZM163 211V210H162ZM165 211V210H164ZM227 211H228V209H227ZM261 213H264V209H262V208H260V210H259ZM155 212V211H154ZM169 212V211H168ZM219 212V211H218ZM229 212V211H228ZM235 212V211H234ZM158 213V212H157ZM130 214V213H129ZM128 214V215H129ZM161 214V213H160ZM163 214V213H162ZM216 214H218L217 212H216ZM215 214V215H216ZM221 214V213H220ZM252 214V213H251ZM250 214V215H251ZM219 215V214H218ZM217 215V216H218ZM260 215V214H259ZM155 216V215H154ZM223 216V215H222ZM221 216V217H222ZM165 217H166V215H165ZM214 217H216V216H214ZM162 218H164L163 216H162ZM177 219V221H175ZM263 219V218H262ZM155 220V219H154ZM161 220V219H160ZM167 220V219H166ZM253 220V219H252ZM162 221V220H161ZM164 221V220H163ZM165 222V221H164ZM166 222H168V221H166ZM192 222L193 221H191L190 222V224H192ZM258 224V223H257ZM255 228V227H254ZM260 229H261V227H260ZM91 230V229H90ZM166 230V229H165ZM164 230V231H165ZM92 231V230H91ZM163 231V230H162ZM240 231V230H239ZM238 231V232H239ZM251 231V230H250ZM257 231V230H256ZM261 231V230H260ZM254 232V231H253ZM258 232V231H257ZM167 233V232H166ZM249 233V232H248ZM261 233V232H260ZM169 234H168V237H169ZM239 234V233H238ZM237 234V235H238ZM240 235V234H239ZM239 235H238V237H239ZM252 235H254V234H252ZM167 236V235H166ZM166 236H165V238H166ZM242 237L240 238L239 237V239L237 240V242L235 243L236 245L237 244H239L243 239L245 240V237L247 236L246 234H244V235H241ZM256 236V235H255ZM254 236V237H255ZM236 237V236H235ZM237 237V238H238ZM171 238V237H170ZM172 238V239H173ZM236 238V239H237ZM171 239V240H172ZM170 240V239H169ZM248 240V239H247ZM173 241V240H172ZM168 243V242H167ZM244 243V242H243ZM177 244V245H178ZM217 244V243H216ZM164 245V244H163ZM180 245V244H179ZM218 245H219V243H218ZM241 245H243V244H241ZM216 246V245H215ZM165 247V246H164ZM168 247H169V245H168ZM175 247H176V244H175ZM183 247V246H182ZM217 247H221L220 245L219 246H217ZM216 247V248H217ZM166 248H167V246H166ZM171 248H174V245H173V247H171ZM234 248V247H233ZM163 250H165V249H163ZM180 250V249H179ZM217 250V249H216ZM217 251H219V249L217 250ZM163 252V251H162ZM172 252V251H171ZM173 253V252H172ZM166 254V253H165ZM178 254V253H177ZM216 254H218V252H216ZM215 254V255H216ZM239 254V253H238ZM219 256H220V254H218ZM217 255V256H218ZM225 255V254H224ZM161 256V255H160ZM160 256H158V258L160 257ZM174 256V255H173ZM208 256V255H207ZM233 256V255H232ZM210 257V256H209ZM215 257V256H214ZM157 258V259H158ZM162 258V257H161ZM168 257H166V259H167ZM165 259V260H166ZM173 259V258H172ZM213 259H215V258H213ZM241 259V258H240ZM198 260V259H197ZM204 260H205V258H204ZM207 260V259H206ZM209 260V259H208ZM243 260V259H242ZM246 260V259H245ZM244 260V261H245ZM156 261H158V260H156ZM202 261V260H201ZM214 261V260H213ZM221 261V260H220ZM235 261V260H234ZM233 261V262H234ZM162 262V261H161ZM208 262V261H207ZM218 262V261H217ZM238 262V261H237ZM260 262V261H259ZM262 264H263V262H264V257H263V259H262ZM159 262H157V264H158ZM203 263V262H202ZM201 263V264H202ZM205 263V262H204ZM242 262H240V264H241ZM255 263H257V262H255ZM185 264V263H184ZM208 264V263H207ZM235 264H237L236 262H235ZM260 264V263H259Z\"/></svg>",
  "mask_w": 264,
  "mask_h": 264
}]
</instances>
